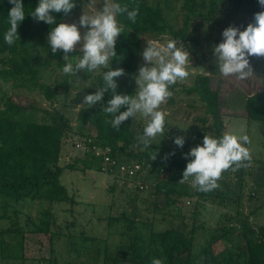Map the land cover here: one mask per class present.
<instances>
[{
    "label": "rangeland",
    "instance_id": "1",
    "mask_svg": "<svg viewBox=\"0 0 264 264\" xmlns=\"http://www.w3.org/2000/svg\"><path fill=\"white\" fill-rule=\"evenodd\" d=\"M149 1H158L165 5V0ZM181 4L182 0H167L165 7L169 22L177 27L182 23ZM217 5L211 22L202 17L192 22L196 43L190 41L184 44L176 41L177 47H183L189 52V62L186 65L189 76L182 81L178 80L174 89L169 88L173 95L160 106L162 111H168L163 135H157L151 145L144 148L138 137L143 135L147 119L139 114L132 118L137 140L126 149V153H122V156L127 157V151L135 154L136 158L143 152L147 154L148 161L152 163V166L146 168L148 171L146 180L149 181L147 188L143 191L132 189L130 187L132 184L127 180L116 176L115 173L110 174L102 170L64 169L60 179L73 201L53 203L49 207L43 200L25 198L15 201L14 198L0 196V264H49L51 234L56 252L55 264H103L105 256L114 255L119 247L133 243L127 238L130 235L140 237L134 242V246H141L142 254L149 250V260L145 264H151L153 257L161 259L163 264H183L180 259L170 263L162 254L156 240L153 239L150 247L148 246L152 231L170 226L195 229L192 260L189 264H205L203 249L209 243H212L211 250L215 260L211 264H247L248 253L244 248L246 234L253 235L257 227L264 224V125L256 120L247 123L245 118L234 116L230 107H242L244 94L264 88V57L249 58L254 73L253 81L255 80L256 84L241 88L242 94L233 92L228 94L225 90L221 95L224 103L222 111L224 133L249 137L250 144L243 145L249 148L251 153L249 166H242L235 172L231 169L224 171L218 181L220 187L204 192L206 193L204 197L197 194L192 197L178 196L176 193L167 195L162 190L156 191L155 187V183L163 188L170 183L167 177L170 172L157 174L156 171L161 147H167L170 153L174 152L175 157H181L180 147L174 143V139L178 137V128L184 129V145L190 148L202 145L195 132L202 130L198 117L204 115L203 104L196 94L189 95L182 91L181 87L192 85L195 75L199 73L212 68L218 69L214 48L223 41L222 33L226 28L234 26L243 31L249 23L254 22L255 13L264 11L260 6L255 13H234L227 3L219 2ZM102 6L103 0H89L63 23H76L79 27V18L83 13L93 15ZM80 31L83 35L86 29L80 27ZM149 41L166 44L162 37L151 39L146 36L140 48L138 70L145 64L142 53ZM79 47L80 45L77 46L79 52L75 57L82 56ZM33 52L38 57L41 81L53 87L55 81L62 77V72L55 66V59L48 57L39 47H35ZM6 56L7 54L0 53V67L1 60ZM46 60L50 63H46ZM110 68L112 66L109 64L107 68L100 67L93 72L78 71L76 75H71L67 87L55 91L52 100H47L39 89L14 87L12 81L5 82L1 79L0 95H10L22 105L28 106L30 103L33 105L34 108L20 113L18 115L20 118L46 121L49 119L45 110L49 112L58 110L68 118L70 131L63 140L59 160L61 165H65L76 157L83 156L87 151L78 143L80 127L76 113L80 107L87 106L82 105L83 97L99 88L96 77L103 75ZM217 71L219 72V69ZM230 77L217 75L211 81L212 87L223 88L219 82L217 83V78L225 79L227 82V78ZM116 82L117 94L129 96L135 94L137 90L135 78L131 79L125 73L124 76L116 78ZM182 118L188 121H182ZM172 127L175 131H172ZM205 127L211 129L207 125ZM83 131L94 133V128L87 125ZM155 153L156 159L152 160ZM191 179L190 177L189 182L182 185L189 187L192 192H200L191 186ZM45 209L50 210L53 215L50 220L51 231L34 232L31 218L41 223ZM130 219H133V224L130 223ZM18 229L23 230L25 234L22 236L21 233L14 232ZM129 256L128 254L119 258L118 264H129ZM105 261L106 264H112L111 260Z\"/></svg>",
    "mask_w": 264,
    "mask_h": 264
},
{
    "label": "trees",
    "instance_id": "2",
    "mask_svg": "<svg viewBox=\"0 0 264 264\" xmlns=\"http://www.w3.org/2000/svg\"><path fill=\"white\" fill-rule=\"evenodd\" d=\"M87 1L89 0H73L76 7L67 16L63 12L51 13L56 19V24L49 25L45 22L37 21L31 16V12L34 11L39 0H22L25 19L18 26L20 40L9 46L5 43L4 34L10 28L8 13L13 5L9 3V0H0V53L7 54L1 60L0 79L5 82L12 81L14 87H22L28 90L39 89L47 100L54 98L57 89L67 87L71 76L62 72V67L65 63L63 61L64 54L62 50H58L55 54L51 52L47 43V36L52 28L74 15ZM114 2L121 5L127 4L129 10L136 8L137 5L139 6V13L135 23L128 20L126 14L117 16L118 22L124 25V32L120 34L115 44L117 55L109 62L113 70L123 68L131 79H134L138 73L140 48L146 36L151 37V39H157L166 33L169 39L180 43L186 44L190 41L196 43L197 39L193 35L194 26L192 22L194 19L201 17L211 22L219 2L227 3L234 13H255L260 8L258 0H182V23L177 27L169 22L165 14L167 0L164 2L165 5L158 1L150 2L149 0H114ZM35 47L42 49L48 57L54 58L55 66L62 72L61 79L55 81L53 87L40 79L38 57L33 52ZM78 52L76 50L70 53V59L74 60ZM121 57L122 59H120ZM46 63H50L49 60H46ZM217 70L212 68L199 73L195 75L192 85L181 87V90L189 95L196 94L199 101L203 104L204 115L198 117L202 130H197L195 133L201 144L204 135H211L219 139L224 134L222 91L226 90L228 94L232 92L242 94L241 88L256 84L253 81V73L246 80H239L235 76H231L230 79L227 78L226 82L225 79L217 78V83L219 82L223 88H214L211 81L221 74ZM96 78L98 87H102L104 85L103 75ZM175 87L176 84L171 85L169 88L174 89ZM94 92L90 91V94ZM112 96L113 93L109 89L104 94L102 103L106 105ZM101 107V102H98L92 107L87 105L78 109L76 113V120L80 127L78 128V140L86 146L107 150V154L111 158L116 159L118 163H141L143 173L139 177L146 182V185L140 188V186L132 184L130 187L143 191L148 186V180H146L148 171L146 168L152 166V163L148 161L147 154L143 152L136 158L135 154L127 151V157L122 156V153H126V149L137 140L133 130L132 118L130 117L124 121L120 125L119 131H117L109 123H106L107 120L111 119V116H106L102 112ZM32 108L34 107L31 103L28 106L22 105L10 95H0V196L14 198L15 201L25 198L43 200L47 202L49 207L53 203L73 201L60 179L64 169L102 170V156H95L90 151L83 156L76 157L72 162L61 165L59 160L63 140L70 131L68 118L58 110L50 112L45 110L49 119L46 121H35L18 117L23 111ZM126 110V106L121 108V111ZM230 110H232L234 116L245 118L247 123L251 120H256L264 125V88L254 89L252 92L244 94L242 107H230ZM87 125L94 128V133L83 131ZM206 125L211 129H207ZM191 149L189 146L184 145L179 151L181 157H175V155H171L167 147H161L162 151L156 164V171L157 174L170 172L167 176L170 183L164 188L160 184L155 183L156 191L162 190L167 195L176 193L178 196L187 195L190 197L194 194L199 197L206 195L204 192H192L186 185L179 184L183 171L191 159V157L186 159L185 154ZM127 182L130 183L128 180ZM48 209H45L44 218L40 220L41 223H38L36 219L31 218V221L29 220L34 225V232L46 233L51 231L50 220L53 215ZM123 216L125 217L126 215L123 214ZM130 220V223L133 224V219ZM184 226L186 225L184 224ZM194 231L193 227L185 229L177 226L152 231L148 246L150 247V243L154 239L158 242L162 249V254L170 263L180 259L183 264H189L192 260L191 251L195 237ZM14 232L21 233L22 236L25 234L20 229ZM50 236L51 248L49 251L51 255L48 262L49 264H55L54 239L52 234ZM127 238L133 243L119 247L114 255L105 256L103 264L107 263L105 260H111L112 264H118L117 260L128 256V254L130 255L129 264H145L149 260L150 253L148 249L142 254L141 246H134V242L139 240L140 237L138 235H130ZM245 241L246 245L244 248L248 253L247 264H264V224L259 225L253 235L247 236L246 234ZM211 244L209 243L203 249L205 264H211L215 261Z\"/></svg>",
    "mask_w": 264,
    "mask_h": 264
},
{
    "label": "clouds",
    "instance_id": "3",
    "mask_svg": "<svg viewBox=\"0 0 264 264\" xmlns=\"http://www.w3.org/2000/svg\"><path fill=\"white\" fill-rule=\"evenodd\" d=\"M13 5L8 13L10 28L4 34L5 43L9 46L20 40L18 26L25 19L22 0H9ZM264 8V0H258ZM76 7L73 0H39L31 16L49 25L56 24L51 13L63 12L69 15ZM139 13V6L129 10L127 4L121 5L114 0H103L102 8L93 15L82 14L79 18V27L76 23H59L51 29L47 36L50 50L55 54L58 50L63 52L62 72L65 75H76L80 70L93 72L100 67L107 68L109 62L116 57L115 44L117 38L124 32V25L117 20L118 15L126 14L128 20L135 23ZM80 27L86 29L81 34ZM223 41L214 48L219 72L225 76H235L239 80H246L253 75L250 57H264V11L254 14V22L249 23L241 31L237 27L229 26L223 33ZM165 45L149 41L142 56L145 64L135 76L137 90L134 95L117 94L116 78L125 75L123 68H116L103 73L102 87L97 88L93 94L83 97L82 105L92 107L101 102V110L106 116H111L109 123L113 129L119 131L120 125L130 117L137 114L147 119L143 135L139 142L148 148L157 135H163L166 113L160 106L173 95L169 87L189 76L186 65L189 62V52L183 47H177L175 40L169 39L165 33L162 35ZM80 45L82 56L70 59V53L77 50ZM122 59V57L120 58ZM150 65V66H149ZM111 89L113 96L104 105V94ZM127 108L121 111L122 107ZM247 135L237 136L225 132L219 139L211 135H204L202 145L193 147L185 158L191 157L183 171L179 184L189 182L200 192H209L220 187L218 181L222 173L231 169L233 172L240 167H248L251 162L249 148L243 146L250 144ZM175 145L183 148L184 137H176ZM174 155V152L171 153ZM167 158V157H165ZM156 159V153L152 160ZM247 161L248 163H244ZM151 264H163L159 258L153 257Z\"/></svg>",
    "mask_w": 264,
    "mask_h": 264
},
{
    "label": "built area",
    "instance_id": "4",
    "mask_svg": "<svg viewBox=\"0 0 264 264\" xmlns=\"http://www.w3.org/2000/svg\"><path fill=\"white\" fill-rule=\"evenodd\" d=\"M78 143L87 149L86 152L92 151L95 156H102V171L116 173L120 178L130 181L131 184L138 185L140 188H143L144 185H146V182L139 177V175L143 173L141 163H118L116 159L111 158L107 154V150L99 147L86 146L80 140Z\"/></svg>",
    "mask_w": 264,
    "mask_h": 264
},
{
    "label": "crops",
    "instance_id": "5",
    "mask_svg": "<svg viewBox=\"0 0 264 264\" xmlns=\"http://www.w3.org/2000/svg\"><path fill=\"white\" fill-rule=\"evenodd\" d=\"M254 82L256 83L255 80H254ZM165 113L168 114V111H165ZM177 118H181V117H177ZM182 121H188V119L182 118ZM178 129H179L178 132H177L178 137H184V129L183 128H178ZM172 131H175V129L173 127H172Z\"/></svg>",
    "mask_w": 264,
    "mask_h": 264
}]
</instances>
